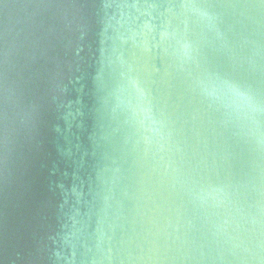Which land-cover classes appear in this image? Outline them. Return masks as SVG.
<instances>
[{
    "label": "water",
    "instance_id": "obj_1",
    "mask_svg": "<svg viewBox=\"0 0 264 264\" xmlns=\"http://www.w3.org/2000/svg\"><path fill=\"white\" fill-rule=\"evenodd\" d=\"M0 264H264V2L0 0Z\"/></svg>",
    "mask_w": 264,
    "mask_h": 264
},
{
    "label": "clouds",
    "instance_id": "obj_2",
    "mask_svg": "<svg viewBox=\"0 0 264 264\" xmlns=\"http://www.w3.org/2000/svg\"><path fill=\"white\" fill-rule=\"evenodd\" d=\"M247 107L249 108L250 111H253V112L259 110L258 106H254V105H251V104L247 105Z\"/></svg>",
    "mask_w": 264,
    "mask_h": 264
},
{
    "label": "snow or ice",
    "instance_id": "obj_3",
    "mask_svg": "<svg viewBox=\"0 0 264 264\" xmlns=\"http://www.w3.org/2000/svg\"><path fill=\"white\" fill-rule=\"evenodd\" d=\"M262 2H264V0H262Z\"/></svg>",
    "mask_w": 264,
    "mask_h": 264
}]
</instances>
